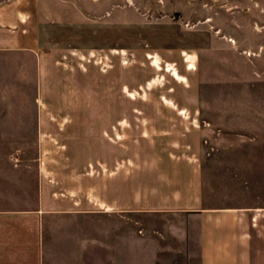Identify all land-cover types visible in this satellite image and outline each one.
Returning a JSON list of instances; mask_svg holds the SVG:
<instances>
[{
	"label": "crops",
	"instance_id": "1",
	"mask_svg": "<svg viewBox=\"0 0 264 264\" xmlns=\"http://www.w3.org/2000/svg\"><path fill=\"white\" fill-rule=\"evenodd\" d=\"M65 1L0 0V264H264V137L166 152L162 107L120 118L115 71L56 52ZM130 113L154 121L120 153Z\"/></svg>",
	"mask_w": 264,
	"mask_h": 264
},
{
	"label": "rangeland",
	"instance_id": "2",
	"mask_svg": "<svg viewBox=\"0 0 264 264\" xmlns=\"http://www.w3.org/2000/svg\"><path fill=\"white\" fill-rule=\"evenodd\" d=\"M65 7V23L51 29L56 52L74 73L115 71L120 118L162 107L166 152L189 153L192 135L201 154L264 137L253 114L264 106V0H66ZM92 82L88 75L85 102L70 96L64 104H92ZM128 116L120 153L137 152L143 118L153 123L155 115Z\"/></svg>",
	"mask_w": 264,
	"mask_h": 264
},
{
	"label": "bare ground",
	"instance_id": "3",
	"mask_svg": "<svg viewBox=\"0 0 264 264\" xmlns=\"http://www.w3.org/2000/svg\"><path fill=\"white\" fill-rule=\"evenodd\" d=\"M231 42H234V41L231 40ZM192 67H194V65H192ZM170 71H173V75L175 77H177L178 79H182L183 78L176 68H171Z\"/></svg>",
	"mask_w": 264,
	"mask_h": 264
}]
</instances>
